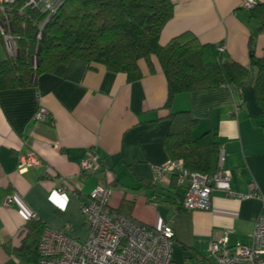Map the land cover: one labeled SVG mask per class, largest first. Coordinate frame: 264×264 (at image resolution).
Wrapping results in <instances>:
<instances>
[{
  "label": "crops",
  "instance_id": "0c3cea01",
  "mask_svg": "<svg viewBox=\"0 0 264 264\" xmlns=\"http://www.w3.org/2000/svg\"><path fill=\"white\" fill-rule=\"evenodd\" d=\"M173 16L159 43L190 32L214 47L219 58L248 66L250 50L261 57L264 30L251 44L249 10L244 0H171ZM264 10V0H256ZM0 39V61L8 58ZM153 72L139 60L142 77L130 81L102 65L70 59L37 76L36 86L0 91V264H27L14 256L20 230L33 216L46 228L84 240L88 230L81 205L97 184L111 188L110 204L119 213L157 228L174 231L175 264H214L209 244L229 231L228 244H249L257 217L264 211V111L251 81L242 88L176 94L165 107L167 83L155 57ZM48 117L34 121L38 106ZM189 111L197 138L216 134L225 150L230 189L213 190L208 211L181 207L185 183L167 173L154 181L153 168L170 160L165 137L171 112ZM34 153L40 165L18 171V159ZM98 157L90 173L80 170L89 155ZM64 187L63 193L55 190ZM256 192L259 198L236 195ZM7 195L13 202L4 205Z\"/></svg>",
  "mask_w": 264,
  "mask_h": 264
},
{
  "label": "trees",
  "instance_id": "16d2710c",
  "mask_svg": "<svg viewBox=\"0 0 264 264\" xmlns=\"http://www.w3.org/2000/svg\"><path fill=\"white\" fill-rule=\"evenodd\" d=\"M172 16L171 0H63L44 24L42 37L36 39L46 15L35 10L27 15L13 11L9 22L17 54L0 61V91L34 87L38 75L70 59L102 65L125 74L130 81L138 80L142 77L138 61H146L153 72L151 58L155 57L166 78L167 108L176 94L221 86L242 88L251 81L256 103L264 111V50L256 57L251 48L249 64L243 66L227 56L219 58L213 46L200 43L190 32L161 45L160 34ZM248 24L251 47L264 30L263 8L249 9ZM168 120L165 147L170 159L182 160L190 172L212 175L220 147L216 134L207 131L192 138L196 121L189 111L171 112ZM44 229L35 218L26 222L21 244L14 251L17 260L38 264V242Z\"/></svg>",
  "mask_w": 264,
  "mask_h": 264
},
{
  "label": "built area",
  "instance_id": "2783aa9c",
  "mask_svg": "<svg viewBox=\"0 0 264 264\" xmlns=\"http://www.w3.org/2000/svg\"><path fill=\"white\" fill-rule=\"evenodd\" d=\"M63 0H0V34L7 53L17 54L16 37L11 34L9 15L16 11L27 15L30 11H39L46 15L38 25L35 38L40 39L47 18L53 15ZM258 5L256 0H244L241 8L249 10ZM48 117V111L39 105L33 119L42 122ZM225 150L219 147L217 170L212 175L190 172L184 168L182 160H168L162 166L153 168V180L162 182L166 174L177 176L185 183V192L181 207L186 211H208L211 208L213 190L235 195L230 189V171L225 168ZM40 165V159L34 153L22 155L18 159V171ZM98 166V157L89 155L81 161L80 170L93 172ZM63 193L64 187L55 190ZM112 190L109 186L97 184L88 195V200L81 205V212L88 230L84 240H76L64 232L46 228L38 242V264H175L172 260L174 231L170 223L153 228L119 213L110 204ZM239 198H259L256 192L247 195L238 194ZM13 202L7 195L4 205ZM32 218H35L33 216ZM24 233V227L20 233ZM229 231L209 244V256L214 264H264V211L257 217L251 242L249 244H228Z\"/></svg>",
  "mask_w": 264,
  "mask_h": 264
},
{
  "label": "water",
  "instance_id": "95a60500",
  "mask_svg": "<svg viewBox=\"0 0 264 264\" xmlns=\"http://www.w3.org/2000/svg\"><path fill=\"white\" fill-rule=\"evenodd\" d=\"M53 15H50L48 18H47V21L50 20L52 18ZM43 33L41 34V37H42ZM38 52V51H37ZM35 63H36V66L38 65V59L36 58L35 59Z\"/></svg>",
  "mask_w": 264,
  "mask_h": 264
},
{
  "label": "rangeland",
  "instance_id": "374dc122",
  "mask_svg": "<svg viewBox=\"0 0 264 264\" xmlns=\"http://www.w3.org/2000/svg\"><path fill=\"white\" fill-rule=\"evenodd\" d=\"M32 62L34 63V60Z\"/></svg>",
  "mask_w": 264,
  "mask_h": 264
}]
</instances>
